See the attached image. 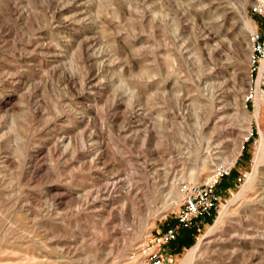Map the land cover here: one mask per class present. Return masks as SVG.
<instances>
[{
    "label": "rangeland",
    "instance_id": "1",
    "mask_svg": "<svg viewBox=\"0 0 264 264\" xmlns=\"http://www.w3.org/2000/svg\"><path fill=\"white\" fill-rule=\"evenodd\" d=\"M254 1L0 0V264H140L173 189L222 161L220 203L162 264L201 236L192 264H264Z\"/></svg>",
    "mask_w": 264,
    "mask_h": 264
},
{
    "label": "built area",
    "instance_id": "2",
    "mask_svg": "<svg viewBox=\"0 0 264 264\" xmlns=\"http://www.w3.org/2000/svg\"><path fill=\"white\" fill-rule=\"evenodd\" d=\"M251 12L262 19L248 32L246 103H253L256 96H264V0L254 1ZM233 164L234 162H218L202 180L181 183L183 198L174 222L167 224L162 231L151 236L138 248L137 258L140 264H162L165 259L162 247L165 244L177 238L182 229L193 227L201 216H211L214 213L221 199L217 186L231 172ZM136 255L135 252L132 253V257Z\"/></svg>",
    "mask_w": 264,
    "mask_h": 264
},
{
    "label": "bare ground",
    "instance_id": "3",
    "mask_svg": "<svg viewBox=\"0 0 264 264\" xmlns=\"http://www.w3.org/2000/svg\"><path fill=\"white\" fill-rule=\"evenodd\" d=\"M245 26L252 29L254 27V23L249 18L246 17V19H245ZM254 101H255V111H254V114H255V116H257L261 104L264 103V96H256ZM263 140H264L263 137H261V139H260V146H259V151L261 150L260 151V155H263L264 154V152H263ZM252 174H253V172L249 175L248 180L242 186V188L237 192V194L235 195V197L243 194L245 188H247V187H249L251 185L252 179H253V178L251 179ZM193 177H195V172L193 173L191 171L190 174H189V178L190 179H193ZM173 187L175 188V186H173ZM181 195H182V193H180V191L178 190V188L177 189L175 188L172 191L171 197H172V199H173L174 202H177V201H179ZM225 210H226V206H224L223 209L220 211V214L216 218L215 223L209 225V227L207 228V231H206L207 233H209L210 231H212L213 228L216 226V224L222 219V214L225 212ZM201 242H202V236L197 240L196 243H194L191 247H189L187 249V251H186L183 259L180 261V264H192V261H193L194 257L196 256V253L200 249Z\"/></svg>",
    "mask_w": 264,
    "mask_h": 264
},
{
    "label": "trees",
    "instance_id": "4",
    "mask_svg": "<svg viewBox=\"0 0 264 264\" xmlns=\"http://www.w3.org/2000/svg\"><path fill=\"white\" fill-rule=\"evenodd\" d=\"M182 230H187V228H185V229H182ZM183 232V231H182Z\"/></svg>",
    "mask_w": 264,
    "mask_h": 264
}]
</instances>
